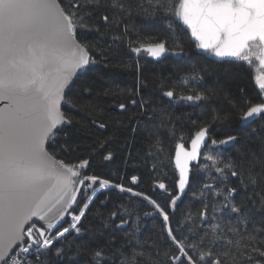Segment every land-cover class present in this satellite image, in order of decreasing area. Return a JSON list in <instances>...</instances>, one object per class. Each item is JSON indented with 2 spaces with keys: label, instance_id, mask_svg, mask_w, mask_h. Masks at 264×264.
<instances>
[{
  "label": "snow or ice",
  "instance_id": "snow-or-ice-1",
  "mask_svg": "<svg viewBox=\"0 0 264 264\" xmlns=\"http://www.w3.org/2000/svg\"><path fill=\"white\" fill-rule=\"evenodd\" d=\"M136 18L148 27L162 21L170 31L180 22L186 25L194 45L192 53L178 47L172 50L173 55L191 60L207 53L218 58L217 63L243 61L249 66L255 58L264 70V0H0V264H116V258L120 264H154L142 250L147 241L139 238L141 217L135 215V226H130L133 213L128 209L114 211L109 217L113 224L119 219L115 230L130 229L119 249L110 251L114 235L107 245L97 242L94 247L83 244L71 249L76 236L86 231L83 220L102 189H117L140 198L152 208L145 217L162 218L163 235L175 253L167 255L168 264H264V123L249 129V136L260 141L259 156L253 153L247 159H220L241 137L213 138V125L233 118L213 110L211 123L196 125L189 147L183 142L176 144L171 159L178 170L177 194L164 182L153 189L169 197L163 206L132 187L99 175H84L90 167L88 159L72 162L64 158L75 151L71 137L82 126L77 127L78 122L67 116L62 106L75 107L84 96H94L96 82L102 76H114L109 70L127 68L136 73L135 91L127 103L114 102L111 107L121 111L139 107L141 115L132 132L138 134L143 129L148 140L155 138L157 154L163 151L159 135L164 125L173 121L171 117L157 119L163 111L147 107L141 95L147 85L139 61L142 53L159 59L170 54V49L164 40L146 44L133 40L132 35L139 32L130 22ZM110 25L119 32L112 36V45L127 41L130 61L121 59L118 48L99 47L88 40L89 33L102 36L101 26ZM89 74H96L93 81L84 80L76 99H68L80 76ZM206 75L193 74L184 82L204 81ZM255 82L260 102L240 106L239 121L246 125L264 122V76H256ZM114 94L115 89L109 88L103 95L111 98ZM162 96L170 101L177 98L173 90L163 91ZM212 96L206 91L179 99L199 106L210 102ZM89 107L103 111L98 103ZM236 107L233 105V111ZM92 125L106 127L97 121ZM165 134L174 137V127ZM107 144V140L99 143L94 154L102 153ZM211 146H215V155H203ZM112 159L110 151L102 156L104 161ZM202 159L206 161L203 165ZM209 169H214L220 186L203 184L197 199L204 203L207 192L222 198L219 205H213L211 213L205 204L196 216L188 213L182 219L171 218L169 210L176 211L201 171ZM231 177L239 179L236 187L229 185ZM130 179L133 185L140 181L135 175ZM242 191L246 196L237 203L236 196ZM66 217L71 223L63 227ZM233 220L236 226L229 227ZM128 248L132 249L130 254H126Z\"/></svg>",
  "mask_w": 264,
  "mask_h": 264
},
{
  "label": "trees",
  "instance_id": "trees-1",
  "mask_svg": "<svg viewBox=\"0 0 264 264\" xmlns=\"http://www.w3.org/2000/svg\"><path fill=\"white\" fill-rule=\"evenodd\" d=\"M130 24L139 32V35L134 33L132 39L140 44L164 40L167 41V46L171 52L178 47H183L185 52L192 53L194 45L188 31L180 24L175 26L174 31H170L162 21H155L151 27H148L147 22L136 18ZM101 30L104 35L89 33L88 40L99 47L112 45V36L118 35V30L112 28L111 25L109 28L101 26ZM126 44L127 41L124 43L117 42L112 46L114 49H119L121 59L130 61L132 58L127 55ZM133 46L137 45L134 44ZM139 63L142 66L143 83L147 85L141 93L143 99L148 102L147 107L163 111L164 115L157 117V119L167 121L171 117L173 121L172 124L166 123L164 128L161 129L159 139L163 151L157 154L155 138L151 141L148 140L146 138L147 133L143 129L138 134L132 132V127L138 123V118L141 115L139 107L130 106L126 111L111 107L114 102L127 103L130 93L135 91L137 76L134 69L109 70L110 73H114V76L112 74L102 76L96 82L94 96H84L83 99L78 100L75 107L71 105L63 106L65 114L78 122L77 127L82 126L81 131L71 137L70 143L75 151L71 153L70 157L64 158L72 162L88 159L90 167L85 175H99L101 178L109 179L113 183L132 187L136 192H143L145 195L152 196L163 206L169 197L162 191H153V189L158 182H164L170 192L177 194L175 181L178 179V170L175 169L174 160L171 159L175 155L176 144L183 142L186 147H189L190 136L197 130L196 125L211 123L213 110L233 117L227 123L219 121L213 125L210 133L213 138L222 139L226 135L241 137L240 142L234 148H228L226 156H221L220 159L231 158L237 160L242 156L245 159L250 158L253 153L257 156L260 155V141L256 136H249V129L258 127L264 122L258 120L255 124L242 127L239 121L240 106L249 101L253 103L260 102L259 89L255 82L254 67L256 63L254 60L252 63L253 69L243 62L217 63L207 54L191 60L187 56L173 55L159 62L149 60L145 54H141ZM193 69H195V72H193ZM205 73L207 75L204 81L189 80L188 83L184 82L185 78L193 74L205 75ZM95 75L80 76L72 91L68 93V99H76L75 94L79 91L80 84L84 80L93 81ZM109 88L115 89V94L111 98H104V91ZM240 88L245 89V92L240 93ZM167 90H173L177 98L170 101L163 97L162 92ZM206 91L213 93L210 102L199 103V106L190 102L183 105L176 103V101H180L179 96L181 95ZM95 97L100 98L97 100ZM94 103L100 104L103 111L91 110L89 105ZM233 105L237 106L235 111H233ZM92 121L105 123L106 127L104 129L95 127L92 125ZM140 122L146 123L147 121ZM173 127L175 130L174 137L165 134ZM66 131L74 132V129H66ZM181 136L184 137L183 141L180 139ZM105 140L108 141V144L104 151L98 155L94 154L97 145ZM109 151L113 153V159L111 161L102 160V156ZM220 151L224 152L225 150L220 149ZM129 153L131 154L129 155ZM203 155H215L214 148H208ZM204 163L206 161L202 159L201 164ZM153 165H155V170H153ZM246 167L247 165H245V169ZM245 169H241V171ZM209 171L211 176H209ZM133 175L140 177V181L136 185L131 183L130 178ZM216 177L217 174L214 169L202 170L191 191L187 192L182 202H178L176 211L169 210L170 217L182 219L188 213L196 216L205 204L209 205L208 211L211 213L212 206H218L222 198L214 197L206 192L204 203H200L197 197L203 184L212 183L217 187L220 186V182L217 181ZM228 183L230 186L236 187L239 184V179L231 177ZM97 196L98 199L95 200L90 212L86 214L87 219L83 220L86 231L81 235H77L75 242L71 245L73 251L77 246L83 244L94 247L99 242L102 245H107L113 235L116 239L112 240L110 251L114 252L119 249L121 244L124 243L126 232L130 229L115 230V224L119 223V219L113 224L109 217L114 211L128 209L133 213L132 219L129 221L130 226H135V215L141 217L139 221L141 227L139 238L147 241L142 249L146 257L150 256L154 264H168L167 255L175 253L170 250L172 246L166 242L163 235L162 218L144 216V213L152 211L151 206H145L147 205L146 201L132 197L127 193H120L117 189H105ZM245 196V192H240L236 196V202H242ZM101 201H104V203L102 204ZM123 218L128 219L126 215ZM198 223L199 221H197ZM257 223H259V220ZM67 226L68 222L63 225V227ZM195 226L191 225V227ZM235 226L233 220L229 227ZM128 239H131L130 235ZM60 246L57 245V247ZM140 250L137 249V251ZM131 251L132 249L128 248L126 254H130ZM157 251H159L158 256ZM116 264H120L119 258H116Z\"/></svg>",
  "mask_w": 264,
  "mask_h": 264
},
{
  "label": "water",
  "instance_id": "water-1",
  "mask_svg": "<svg viewBox=\"0 0 264 264\" xmlns=\"http://www.w3.org/2000/svg\"><path fill=\"white\" fill-rule=\"evenodd\" d=\"M186 31H188V33H189V36H190V38H191V41H192V37H191V33H190V29H188L187 28V26L186 25H183L182 24V22H180L179 23ZM142 54H144V53H142ZM205 54H207V53H205ZM146 55V57L149 59V60H152V61H154V62H159V61H162V60H164V59H166V58H168V57H170V56H173V54H171V51H170V54H168V55H166L165 57H162V58H159V59H154V58H152V57H150V56H148L147 54H145ZM207 55H209V54H207ZM210 56V55H209ZM213 60H217L218 58H214V57H212V56H210ZM254 60H255V63H256V67H257V70L259 71V72H261V76H264V70H261V68H260V65H259V63H258V61L254 58ZM66 91H67V89H66ZM70 92V91H69ZM68 92V93H69ZM167 98V97H166ZM168 99V98H167ZM62 111H63V106H62ZM258 121V120H257ZM241 126L242 127H246V126H248V125H246V124H244V123H242L241 122ZM190 146V145H189ZM212 148H214L215 149V146H211ZM84 175H85V172H84ZM185 197V195L183 196V198ZM67 218L68 217H66V220H67ZM65 223H63L62 224V226L64 225Z\"/></svg>",
  "mask_w": 264,
  "mask_h": 264
},
{
  "label": "rangeland",
  "instance_id": "rangeland-1",
  "mask_svg": "<svg viewBox=\"0 0 264 264\" xmlns=\"http://www.w3.org/2000/svg\"><path fill=\"white\" fill-rule=\"evenodd\" d=\"M253 60H254V58H253ZM255 61V60H254ZM241 62H243V61H241ZM243 63H246L247 64V62H243ZM253 63V62H252ZM248 65V64H247ZM249 66V65H248ZM252 66H253V64H251V66H249L250 68H252ZM253 69V68H252ZM254 72H255V74H256V76H261L262 74H261V72H259L258 70H257V67L255 66L254 67ZM176 103H178V104H180V105H183V104H187L188 102H185V101H182V100H180V101H176ZM103 190H105V189H102L101 191H103ZM98 194V193H97ZM67 222H68V224H70L71 223V219H70V217H68L67 218Z\"/></svg>",
  "mask_w": 264,
  "mask_h": 264
}]
</instances>
